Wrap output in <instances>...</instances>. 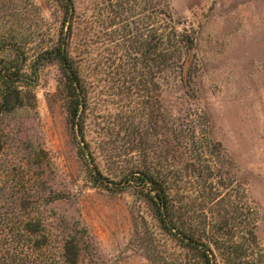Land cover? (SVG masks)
Segmentation results:
<instances>
[{
  "label": "rangeland",
  "instance_id": "374dc122",
  "mask_svg": "<svg viewBox=\"0 0 264 264\" xmlns=\"http://www.w3.org/2000/svg\"><path fill=\"white\" fill-rule=\"evenodd\" d=\"M98 1L103 12L97 37L90 35L87 52L84 47V142L67 123L58 92L61 74L47 67L35 91V107L0 122L14 143L0 156V188L9 194L21 179L43 173L44 198L32 209L56 244L69 237L84 239L86 252L97 255L99 264H184L183 256L167 247L143 203L95 184L92 175L98 168L105 179L118 182L145 161L162 162L165 117L177 133L188 129L189 117L196 118L208 139L221 146L216 160L222 181L233 183L229 191H215L219 200L209 208L217 218V209L230 206L231 195L233 205L250 203L257 225L255 260L264 264V0H169L178 27L195 38V61L188 84L178 75L162 76L155 91L142 60L136 65L129 53L121 23L128 15L121 13L111 26L109 0ZM93 12L88 10V16ZM60 17L54 0H0V42L23 45L33 57L57 37ZM41 150L47 158L42 169L21 165ZM196 180L200 186L205 181ZM55 197L59 200L53 202ZM194 212L202 223L199 202ZM235 233L239 242L242 229ZM216 254L224 258L225 251Z\"/></svg>",
  "mask_w": 264,
  "mask_h": 264
},
{
  "label": "trees",
  "instance_id": "16d2710c",
  "mask_svg": "<svg viewBox=\"0 0 264 264\" xmlns=\"http://www.w3.org/2000/svg\"><path fill=\"white\" fill-rule=\"evenodd\" d=\"M54 1L61 15L60 29L49 45L29 57L25 46L19 47L9 39L0 42V122L24 108L35 107L42 71L56 67L61 74L58 92L65 104L67 123L74 137L84 142L88 99L84 47L87 52L90 35L97 37L102 2ZM91 9L94 12L89 17L87 11ZM106 10L114 16L111 26L122 18L121 13L128 15L121 23L124 37L130 39L129 53L136 65L142 60L152 90L162 76L178 75L188 84L195 61V38L178 27L169 0H109ZM187 122L188 129L177 133L170 117H165L161 127L162 162L147 165L145 161L118 182L108 181L94 168V182L116 194L129 193L143 203L167 247L176 249L184 264H256L254 209L242 200L238 206L233 205L231 195L227 200L230 206L221 204L215 217V210L209 208L219 200L215 191L220 187L229 191L233 183L230 179L222 181L216 160L221 146L208 139L196 118L189 117ZM12 141L10 131L0 127V156L13 148ZM85 150L83 147L84 156ZM45 159L41 150L21 165L42 169ZM43 177V173H33L29 179H21L18 189L15 191V186L9 194L5 186L0 188V264H99L97 255L86 252L84 239L69 237L56 244L50 228L32 209L31 204L37 206L44 198ZM198 178L205 180L202 186ZM57 200L59 197L52 199ZM198 202L203 210L202 223L192 217ZM237 229H242L239 242ZM220 249L225 251L224 258L216 254Z\"/></svg>",
  "mask_w": 264,
  "mask_h": 264
}]
</instances>
